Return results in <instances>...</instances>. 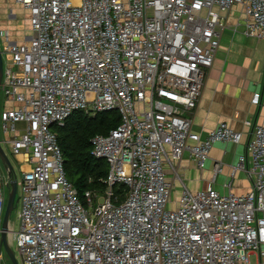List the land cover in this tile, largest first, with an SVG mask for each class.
<instances>
[{
  "label": "built area",
  "instance_id": "obj_1",
  "mask_svg": "<svg viewBox=\"0 0 264 264\" xmlns=\"http://www.w3.org/2000/svg\"><path fill=\"white\" fill-rule=\"evenodd\" d=\"M29 13L31 37L0 31L4 143L22 179L17 243L22 264H251L264 259V127L252 129L246 194L211 185L191 191L179 177L188 155L205 169L216 143L244 135L221 123L206 137L187 116L198 106L220 46L214 11L245 8L244 35L264 41V0H15ZM8 57L11 65H6ZM255 105L264 104L261 94ZM75 112H117L120 125L92 139L109 173L102 192L81 200L68 180L53 131ZM26 123L25 130L17 125ZM20 133V134H18ZM2 144V143H1ZM177 165V166H176ZM168 168V171L166 170ZM223 164L214 166L215 177ZM175 178L171 177V170ZM182 182L173 199L175 181ZM0 264L8 182L0 176Z\"/></svg>",
  "mask_w": 264,
  "mask_h": 264
},
{
  "label": "crops",
  "instance_id": "obj_2",
  "mask_svg": "<svg viewBox=\"0 0 264 264\" xmlns=\"http://www.w3.org/2000/svg\"><path fill=\"white\" fill-rule=\"evenodd\" d=\"M1 3L7 5L8 0H0V5ZM214 17L222 21V26H217V31L221 35L220 46L213 67L205 80L198 106L187 113V116L193 120V131L201 134L203 138L221 123H226L231 129L241 132L244 140L240 144L216 143L203 170L198 169L191 158L185 155L178 163L179 173L186 186L194 192L208 189L212 185L225 195L229 193L225 184L232 182L235 193L246 194L251 189L248 177L244 172H237L232 176V172L240 157L246 154L247 141L252 132L246 123L252 122L254 126L264 127V104L255 105L253 102L256 94H261L264 98V41L244 35L243 5H236L229 12L215 10ZM1 30L3 29L0 27ZM30 37L27 36L26 40ZM6 65H11L9 57ZM19 106L17 103L5 102L3 98L0 102V116L4 110H12ZM26 126V123H20L17 129L23 131ZM12 137V134L5 136L0 125L2 147L9 150L22 172L27 166L21 167L19 158L12 154L9 144L4 143ZM218 163L223 164L224 168L223 172L215 177L214 166ZM0 176L3 179L2 183L8 182V173L1 160ZM252 256L255 257L256 264H264V259L257 255Z\"/></svg>",
  "mask_w": 264,
  "mask_h": 264
},
{
  "label": "trees",
  "instance_id": "obj_3",
  "mask_svg": "<svg viewBox=\"0 0 264 264\" xmlns=\"http://www.w3.org/2000/svg\"><path fill=\"white\" fill-rule=\"evenodd\" d=\"M120 123L117 112L96 115L75 112L64 126L53 127L63 151L67 178L77 189L81 200L89 190L102 192L109 173L106 161L93 155L92 139L99 134L108 135Z\"/></svg>",
  "mask_w": 264,
  "mask_h": 264
},
{
  "label": "rangeland",
  "instance_id": "obj_4",
  "mask_svg": "<svg viewBox=\"0 0 264 264\" xmlns=\"http://www.w3.org/2000/svg\"><path fill=\"white\" fill-rule=\"evenodd\" d=\"M0 27L4 31H8L10 33V36H11L10 40L11 41L21 43V42L27 41L26 40L27 36L28 37L31 36V30H30V26H29V13L22 6L18 5L15 0H8L7 5H3V3H1V5H0ZM3 98H4L3 94L0 92V102L2 101ZM0 125H1V120H0ZM3 148H4L5 152L7 153V155L9 156V158L13 164V167L15 169L16 179L19 183L22 179V176H23L22 172L19 169V167L17 166L14 159L12 158L9 150L6 147H3ZM166 170L168 171V168H166ZM171 172H172L171 177L174 179L176 175L172 170H171ZM179 177L183 180L182 175L180 173H179ZM182 187H183L182 182L178 178H176L175 188H174V192H173V199L174 200L180 196ZM21 194H22V191L19 188L17 198H19L21 196ZM7 199H8V190L6 189V204H7ZM20 209H21V205H20V203H18L17 207L15 208L14 212L11 215V219H10V223H9V229L11 231L18 232L20 229V226H21V222L19 219ZM10 237L11 236L9 235V239H10ZM10 246H11L13 252L15 253V256H16L19 264H22V258H21L19 251H18L17 243L14 241H11ZM2 257H3L4 262L6 264H12L10 262V260L8 259L7 255L5 254V252L3 253ZM251 264H256V260H255L254 256L251 257Z\"/></svg>",
  "mask_w": 264,
  "mask_h": 264
},
{
  "label": "water",
  "instance_id": "obj_5",
  "mask_svg": "<svg viewBox=\"0 0 264 264\" xmlns=\"http://www.w3.org/2000/svg\"><path fill=\"white\" fill-rule=\"evenodd\" d=\"M4 66L5 65H4L3 53L0 48V86L2 84L4 77ZM0 160L4 164L8 173V199H7L6 210L4 213L3 224H2L3 232L1 239V249L4 250L5 254L7 255L8 259L12 264H19L15 256V253L13 252L10 246V241H9L10 240L9 223H10L11 215L19 203V199L17 198L18 181L16 179L15 169L13 167V164L9 156L5 152L4 148L2 147L1 141H0Z\"/></svg>",
  "mask_w": 264,
  "mask_h": 264
}]
</instances>
